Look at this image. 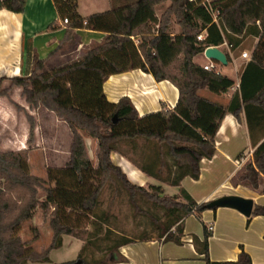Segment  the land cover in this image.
Instances as JSON below:
<instances>
[{"label":"trees","instance_id":"obj_1","mask_svg":"<svg viewBox=\"0 0 264 264\" xmlns=\"http://www.w3.org/2000/svg\"><path fill=\"white\" fill-rule=\"evenodd\" d=\"M168 1L170 6L159 17L156 6ZM55 5L59 15L69 19V28L85 26L110 36L105 44L90 49L77 60L42 73L35 71L31 76L10 78L11 87H21L31 107L44 105L67 122L73 143L65 166L48 168L49 180L54 185L47 187L45 180L29 169V148L0 152V264H30L31 255L36 259V254L27 253L16 232L23 221L33 217L37 207L46 212L53 208L50 225L54 237L49 250L61 247L64 235L74 236L83 241L76 260L81 264H110L111 256L121 246L136 241L164 238L181 243L185 219L193 214L200 217L209 203H198L182 187V181L186 177L199 179L202 160L215 155V138L228 112L238 119L243 111L246 114L255 149L240 181L259 186L260 176L264 175V140L258 143L254 137L260 131L264 138V0H215L219 24L212 21L203 6L189 0H134L86 17L79 14L77 0H55ZM25 6L26 0H0V9L23 12ZM172 14H176L181 26L180 33L175 35L169 30ZM202 31H206V36L199 40ZM250 35L258 41L229 104L224 107L201 96L198 91L203 88L226 93L235 81L222 73L205 70L195 63L194 57L208 46L225 42L236 50L243 38ZM133 36L139 40L138 50L144 59L141 68L178 88L179 99L173 111L141 117L129 97L116 103L107 99L104 82L111 72L123 69L101 55L112 48L122 50ZM3 80L0 79V96L10 98L19 110H25L11 99V87H1ZM26 115L31 126L30 143L36 126L34 117L28 112ZM83 132L98 141L97 165L89 155ZM139 138L155 141L158 148L146 156L147 162L135 158H129L130 161L148 176L181 187L178 194L165 195L161 185H152L149 191L133 183L114 163L113 152L125 155L119 144L134 143ZM163 169L167 177H163ZM109 185H115L116 192L125 191L139 211H143L140 199L163 209L164 217L150 214L157 230L155 236L147 231L136 237L115 233L109 225L110 213L98 212L101 195ZM38 188L46 191L43 200L38 198ZM72 212L77 220L89 218L93 229L70 222ZM252 214L264 215V205L256 204ZM209 237L206 232L198 244L206 264H253L244 249L237 260H211Z\"/></svg>","mask_w":264,"mask_h":264},{"label":"crops","instance_id":"obj_2","mask_svg":"<svg viewBox=\"0 0 264 264\" xmlns=\"http://www.w3.org/2000/svg\"><path fill=\"white\" fill-rule=\"evenodd\" d=\"M107 1L111 9L114 5L134 0H104L103 4L106 5ZM158 6L160 5H157L156 9ZM107 10H91L89 12L91 14L88 15L78 12L86 17ZM157 15L159 16V13ZM63 19L57 11L55 0H26L23 12L0 9V79L4 78L2 83L6 84L5 88L11 87L10 78L31 76L35 71L37 73L49 71L79 59L90 49L108 41L110 35L107 32L85 26L71 29ZM171 33L175 35L180 31ZM248 38L252 40L250 47H243L244 42L236 50L225 44L220 46L225 53L228 52L230 61L226 66L236 72V76L225 73L223 64L220 67L224 69V73L220 68L221 73L232 78L235 85L223 94L203 88L198 91L201 96L224 107L229 104L233 94L239 89L241 75L251 58L243 57L242 53L248 51L251 55L258 41V38L252 35ZM138 42L139 40L133 36L131 42L125 43L122 50L112 48L102 53V57L123 69L111 72L104 82L103 88L107 99L116 103L122 97H129L141 117L159 111H173L179 99L178 88L169 80H157L151 72L141 68L144 59L138 50ZM241 46V53L235 54ZM201 57L203 59H200ZM194 61L203 66L208 58L204 53H200L194 57ZM10 97L35 117L34 143L37 146L38 143H69L70 155L67 163L73 143V134L67 122L44 105L31 109L21 87H11ZM30 130L27 116L11 102L10 98L0 96V152L31 147L28 145ZM84 138L86 144L90 143L85 134ZM254 138V141H259L258 143L264 140L260 131L255 133ZM93 140L97 143L95 150L98 157L99 144L96 139ZM215 141V155L211 159L202 160L199 179L186 177L182 185L189 182L192 190L187 191L198 203L210 202L225 195H239L252 199L254 207L256 204L264 205V175L260 176L257 188L247 181H240L246 165L253 159L255 149L245 112L240 114V119L228 112ZM31 156L32 150L29 151V167ZM111 157L132 182L144 185L149 180V176L125 155L113 152ZM209 180L210 183H207ZM195 216L193 214L185 219L181 243L162 238L125 244L111 256L110 264H206L204 255L198 249V244L204 240L206 232L210 234L211 260L234 261L244 249L250 254L253 264H264V215L246 216L232 207L208 208L200 215L202 227L191 221ZM194 221L196 222L195 219ZM210 225H213V230L208 229ZM77 239L71 235H64L63 246L76 245L78 249L76 242L83 241ZM79 251L80 248L76 251L77 255Z\"/></svg>","mask_w":264,"mask_h":264},{"label":"rangeland","instance_id":"obj_3","mask_svg":"<svg viewBox=\"0 0 264 264\" xmlns=\"http://www.w3.org/2000/svg\"><path fill=\"white\" fill-rule=\"evenodd\" d=\"M79 8L81 13L84 15L91 14V10H107L110 8V3L107 1L106 5L103 4L104 0H78ZM164 5L165 3L159 4L157 7V13L159 16L168 9L171 2ZM105 3V2H104ZM99 12V11H98ZM169 30L173 33H177L181 31V26L178 23V19L176 14L171 15V22ZM250 38L248 36L243 38L244 46L250 47L251 45ZM242 51V46L235 52V54H240ZM200 59H203L201 57ZM225 73H228L230 76L235 77L236 72H233L230 67L224 65ZM222 72L224 73V69ZM6 84L2 83L1 87H4ZM38 108V107H36ZM34 109V107H31ZM26 115V110H21ZM27 116V115H26ZM34 117V116H33ZM35 126H36V119ZM30 123V122H29ZM36 129V128H35ZM48 132V131H47ZM46 134V133H45ZM49 134V132H48ZM52 134V132L50 133ZM86 135L89 138V142L87 143V148L89 155L95 165H97L98 157L96 156L95 146L97 143L94 142V138L90 137L87 133L83 132V135ZM47 135V134H46ZM34 139L28 143L29 151L32 150L31 163H30V171L32 174L39 176L45 180V187L49 185H54V183L50 182L48 176V168L49 167H63L66 164L67 159L69 158V143H34ZM41 144V145H40ZM120 151L125 154V156L129 158H135L142 162L149 161L146 156L148 154H153L156 148L155 141H148L143 138L137 139L134 143L132 142H122L119 144ZM155 149V150H154ZM130 160V159H129ZM163 177H167L166 169H163ZM147 175V174H146ZM191 181V180H187ZM203 182H206L203 180ZM134 183V182H133ZM186 182L182 187L187 190H192V187ZM210 183V180L209 182ZM140 185V184H138ZM152 185H161L164 190L165 195L173 196L178 194L181 190V187L171 186L168 182L160 181L156 178L150 177L149 180L142 186L151 191ZM206 185V184H205ZM45 189L38 188V198L43 200L45 197ZM101 206L98 212L108 211L110 213V221L109 225L112 229H114L115 233L119 235H127L136 237L139 236L144 231H147L151 235H156L157 230L156 226L153 223V220L150 214L159 215L164 217L163 209L159 207H155L152 203L145 201L144 199H140L139 206L143 209V211L137 210L130 202L129 197L125 191L121 193L115 191V185L106 186L102 195H101ZM53 208H50L47 212L44 211L41 207H37L34 212V215L31 219L25 220L22 222L20 228L17 230L16 234L20 236L21 240L24 242V248L27 253L36 254L37 259H33L31 255L30 264H60L67 262H74L78 259V255L83 247L82 242H76L78 244V249L80 251L77 255V247L76 245L64 244L62 247L54 248L49 250L51 244L53 243V229L50 225V218ZM75 212H72L70 216V222L73 224L85 228L88 230L93 229V226L88 222L90 219L82 218L77 220L75 217ZM196 220V222L194 221ZM194 223L201 225L200 217L195 216L193 220ZM77 239V238H76ZM78 240V239H77ZM106 241H102V244H106ZM101 244V245H102ZM86 254V253H85ZM87 255V254H86ZM47 257V259H46ZM110 258V255L108 259Z\"/></svg>","mask_w":264,"mask_h":264},{"label":"water","instance_id":"obj_4","mask_svg":"<svg viewBox=\"0 0 264 264\" xmlns=\"http://www.w3.org/2000/svg\"><path fill=\"white\" fill-rule=\"evenodd\" d=\"M206 57L218 61L223 65L228 64L227 54L218 46H210L205 51ZM232 207L241 211L246 216H250L253 212L254 202L250 198L239 195H225L214 199L208 203V208ZM60 264H81L80 261L66 262Z\"/></svg>","mask_w":264,"mask_h":264},{"label":"built area","instance_id":"obj_5","mask_svg":"<svg viewBox=\"0 0 264 264\" xmlns=\"http://www.w3.org/2000/svg\"><path fill=\"white\" fill-rule=\"evenodd\" d=\"M189 1L195 2V3L203 6L207 10V12L212 16V19H213L212 21L219 24V10H218V7L215 5V0H189ZM63 21H64V23H69L68 18H64ZM205 36H206V31H202L198 35V39L202 40V39H204ZM224 44L227 45L228 47H230L227 44V42H225ZM208 47H210V46H208ZM208 47H206L205 50L203 51L204 54H205V51ZM218 47H220V46H218ZM242 56L245 58L251 57V55L248 51H244L242 53ZM220 65H221L220 62L208 58V61L205 64H203V68L205 70H208V71H214L216 73H221ZM213 228H214L213 225H210L208 227L209 230H213Z\"/></svg>","mask_w":264,"mask_h":264}]
</instances>
